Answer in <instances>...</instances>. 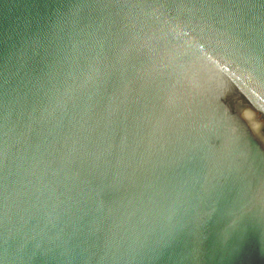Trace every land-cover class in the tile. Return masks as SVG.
<instances>
[{"label":"water","instance_id":"obj_1","mask_svg":"<svg viewBox=\"0 0 264 264\" xmlns=\"http://www.w3.org/2000/svg\"><path fill=\"white\" fill-rule=\"evenodd\" d=\"M36 11L30 0H0V30L10 34ZM111 11L88 0L45 7L42 31L10 52L18 68L52 52L63 55L65 66L62 75L53 73L43 103L31 105L35 123L9 130L17 148L10 264H26L25 245L42 229L69 250L67 264H132L127 252L142 241L172 233L189 242H223L236 223L264 215V135L234 104L247 101L264 115L259 30L248 35L197 0H127L116 10V27L95 34L90 18ZM106 48L111 61L103 56ZM81 49L91 53L83 66L76 59ZM117 70L119 84L105 95L100 85ZM98 96H104L102 108ZM30 127L41 130L39 144L30 142ZM109 160L121 171L136 170L141 192H154L163 180L174 212L159 208L155 195L136 194L111 209H92L83 220L86 181ZM212 185L231 195L218 197L216 210L206 214L192 192ZM125 210L135 213V223H126ZM192 247L191 264H205Z\"/></svg>","mask_w":264,"mask_h":264},{"label":"snow or ice","instance_id":"obj_2","mask_svg":"<svg viewBox=\"0 0 264 264\" xmlns=\"http://www.w3.org/2000/svg\"><path fill=\"white\" fill-rule=\"evenodd\" d=\"M66 2L70 3L71 0H30L31 6L37 11L27 17H21L10 34L0 30V264H10L8 252L14 247L8 224L12 220L13 213L11 192L14 186V173L11 157L17 148L15 143L10 142L9 130L13 127L17 129L29 127L28 121L33 120L36 115L35 112L29 115L31 105L43 103L51 87L53 73L62 75L65 71L62 54L52 52L41 56L37 53L30 63L18 68L12 63L10 52L33 32L42 31L44 26L42 10L45 7L51 8L55 5L56 8H61ZM126 3L127 0H88L92 8L102 11L112 10L107 16L97 15L95 18H90L89 27L95 28V34L102 33L108 27L115 28L119 15L116 10ZM197 3L205 9L224 12L248 35H252L258 29L261 46L264 48V0H197ZM90 55L87 49L76 51V59L82 66ZM103 56L111 61V50L106 48ZM118 84L117 70L103 81L100 87L106 95ZM13 93L16 95L15 100L10 99ZM103 103L104 96H98L97 107L102 108ZM236 121L243 127L245 133L251 136L247 125L239 116L236 117ZM29 130L30 142L39 144L41 130L38 127H30ZM71 165L76 168V161H71ZM86 183L87 212L82 217L85 221L92 209L103 210L105 207L111 209L118 200H126L129 195L135 197L136 194L148 199H152L155 195L154 202L164 212L175 210V206L169 204L170 193L163 180H160L154 192H141V177L137 171L130 166L121 171L111 160L99 165ZM192 194L200 201L201 209L206 214L216 210L213 202L218 201V197L231 195L227 189H220L216 185L194 188ZM122 214L126 223H135V213L125 210ZM104 227L106 225L98 228L97 232L102 231ZM193 243L197 257L204 258L205 264H255L258 255L262 257L260 264H264V215L259 221L255 218L249 219L242 226L236 223V227L228 233L223 242L217 239L208 243L199 237L189 242L169 233L167 239L155 242L142 241L135 248L130 249L127 255L132 264H191L189 257L193 251ZM24 254L27 258L26 264H67L66 257L69 255V250L58 240L48 239L42 229L38 237H33L27 242ZM209 257L211 260L208 259Z\"/></svg>","mask_w":264,"mask_h":264},{"label":"bare ground","instance_id":"obj_3","mask_svg":"<svg viewBox=\"0 0 264 264\" xmlns=\"http://www.w3.org/2000/svg\"><path fill=\"white\" fill-rule=\"evenodd\" d=\"M246 102L247 101L239 100L236 101L234 104L235 106L238 105V107L243 108V110L245 111V118L253 124L257 125L258 128L261 130L262 134L264 135V131H262V129H264V115L260 111L255 109L253 106H250L248 102V104Z\"/></svg>","mask_w":264,"mask_h":264}]
</instances>
